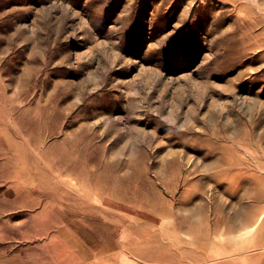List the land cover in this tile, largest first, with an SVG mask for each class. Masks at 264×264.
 Masks as SVG:
<instances>
[{"label":"rangeland","instance_id":"obj_1","mask_svg":"<svg viewBox=\"0 0 264 264\" xmlns=\"http://www.w3.org/2000/svg\"><path fill=\"white\" fill-rule=\"evenodd\" d=\"M0 264H264V0H0Z\"/></svg>","mask_w":264,"mask_h":264}]
</instances>
